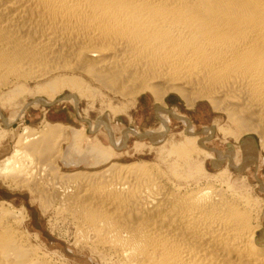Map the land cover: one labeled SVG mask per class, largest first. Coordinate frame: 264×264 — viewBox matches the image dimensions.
<instances>
[{"label": "bare ground", "instance_id": "6f19581e", "mask_svg": "<svg viewBox=\"0 0 264 264\" xmlns=\"http://www.w3.org/2000/svg\"><path fill=\"white\" fill-rule=\"evenodd\" d=\"M26 82H37L34 103L78 108L84 99L113 118L152 93L160 124L144 136L163 139L178 117L183 139L169 155L222 166L216 180L202 167L190 178L175 162L117 161L142 135L115 134L106 111L89 130L26 124L0 178L28 188L55 222L74 224L76 246L100 264H264L261 200L234 188L229 168L259 163L264 151V0H0V90L21 94ZM172 93L190 110L209 100L232 127L215 123L201 136L169 109ZM23 111L4 117L0 108V118L9 128ZM102 127L108 144L89 135ZM217 130L227 142L249 136L223 153L207 145ZM29 219L27 206L0 199V264H70Z\"/></svg>", "mask_w": 264, "mask_h": 264}, {"label": "rangeland", "instance_id": "374dc122", "mask_svg": "<svg viewBox=\"0 0 264 264\" xmlns=\"http://www.w3.org/2000/svg\"><path fill=\"white\" fill-rule=\"evenodd\" d=\"M25 85L26 88L23 90V93L20 92L21 94L18 93L17 95L9 93L8 89H3L4 91L0 90V108L2 110L1 114L4 117H11L16 113L19 114L24 109V116L19 117L18 121L14 125L9 126V128H6L3 119L0 118V161L11 155L14 151L16 141L26 124L41 130L44 128L45 121L47 120L52 123L62 122L76 127H88L89 130L90 125L97 124L100 115L106 111L112 117H110V125L115 134L121 135L131 128L139 131L142 135L138 136L134 133L132 134L127 144L121 148V157L117 159V161L131 162L140 160L153 163L156 162L164 168H168L173 162H175L178 163L179 170L185 177L191 178L195 176L198 167H202L201 169L208 173V175L213 176L212 178H221L217 174L222 166H215V163L210 157L202 156L201 158L204 159H201V165L199 161L198 163H195L192 160L191 162L194 164L192 163L191 165L194 166L191 167L190 164L181 159V157H177L176 152L173 153L174 155H169L168 151L172 148L173 143L177 144L183 139L182 131L185 127L178 117L172 116V121L169 124L170 127L164 136L165 139L152 140L150 137L144 136L149 130L157 128L160 124L155 110V104L157 103H155L152 93H150L151 99L149 105L142 106L140 104V112H137V108L135 107L130 110L121 111L117 114L116 118H113L114 116L108 108L101 107L100 104L95 108H91L90 102L84 99H81L78 108L74 103H70L66 100V102L56 101L49 104L34 103L36 98L34 92L37 82H26ZM69 94V91H65L59 95V97H64ZM150 94L146 96L148 97ZM182 98L183 97L178 93L168 95V106L169 108H174L176 106V110L182 112L184 116L192 121L201 136H205V128H212L215 123L220 125L223 124L225 128L228 127L227 129L232 127L227 115L215 110L209 100H199V102H197V108L190 110L187 108L184 98ZM115 99V106L119 105L118 108H122V103L124 101L126 102V98L120 96ZM1 133H5L6 136L3 135V138H1ZM89 135L92 137L97 136L102 139L104 143H109L107 136L108 133L103 127L92 132L89 131ZM212 135L207 140L209 149H216L223 153L230 150V144L231 147H237L239 142L249 136H242L240 141L229 136V142H227L223 141L224 134L219 130ZM252 135L255 136L257 143L261 141L258 134L253 133ZM262 154L259 163L255 162L241 169L232 168L230 166L229 168L231 171V183L234 188H237L243 193H249L252 198H260L262 203L261 220L264 221V186H262V184L264 185V151ZM196 165L197 168H195ZM61 166L63 169L68 170L63 164H61ZM198 174L199 173H197V175ZM206 180L208 179L203 177L201 181L205 182ZM8 185V183L3 182L0 178V199H8L16 202L17 205L27 206L30 213V219L28 221L30 230L39 233L44 243H46L52 250L59 251L63 254L64 258L69 261L68 263L70 264H100V260H98L89 249L80 248L75 245L74 224L69 223V225H63L62 222H55L53 213L51 211H46L42 207L40 199L32 194L28 188L25 187L24 189V187Z\"/></svg>", "mask_w": 264, "mask_h": 264}, {"label": "crops", "instance_id": "0c3cea01", "mask_svg": "<svg viewBox=\"0 0 264 264\" xmlns=\"http://www.w3.org/2000/svg\"><path fill=\"white\" fill-rule=\"evenodd\" d=\"M150 99H151V94L147 97V96H145L144 98L142 97V98H140V104L142 105V106H147V105H149L150 104ZM140 104H139V106H140ZM139 106H138V108H137V112L139 111L140 112V109H139ZM157 107H158V105L156 104L155 105V110H156V115H157ZM169 107V106H168ZM176 107V106H175ZM174 107V108H175ZM173 108V107H172ZM172 108H169V109H172ZM177 108V107H176ZM158 117V116H157Z\"/></svg>", "mask_w": 264, "mask_h": 264}]
</instances>
